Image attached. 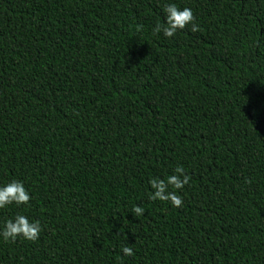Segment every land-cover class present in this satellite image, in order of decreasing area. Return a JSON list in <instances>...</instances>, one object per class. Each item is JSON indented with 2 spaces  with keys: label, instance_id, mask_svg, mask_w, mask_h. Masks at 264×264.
Instances as JSON below:
<instances>
[{
  "label": "trees",
  "instance_id": "1",
  "mask_svg": "<svg viewBox=\"0 0 264 264\" xmlns=\"http://www.w3.org/2000/svg\"><path fill=\"white\" fill-rule=\"evenodd\" d=\"M166 4L200 31L153 35ZM177 166L182 206L150 200ZM12 181L31 200L0 232L43 230L0 236V264H264V0H0Z\"/></svg>",
  "mask_w": 264,
  "mask_h": 264
},
{
  "label": "clouds",
  "instance_id": "2",
  "mask_svg": "<svg viewBox=\"0 0 264 264\" xmlns=\"http://www.w3.org/2000/svg\"><path fill=\"white\" fill-rule=\"evenodd\" d=\"M165 20L164 24H157L153 29V35L163 32L166 38L174 37L178 31L189 29L192 33L200 31L199 25L195 22V16L190 8L185 7L183 10L178 8L176 4H166L164 6ZM191 177L186 174L183 166H177L174 174L167 177L166 180L153 178L150 180V186L153 190L149 196L152 201H161L170 203L173 207L179 208L183 204L182 197L177 191L171 189L182 190L190 183ZM31 196L25 189L22 182L12 181L7 185L0 187V209H5L10 205H26L30 202ZM135 217L142 216L144 209L141 206H135L132 209ZM40 221H30L24 215L15 216L14 220H7L4 229L0 232L5 242L15 243L18 238L36 242L42 232ZM122 253L124 256L132 257L135 255L133 247L123 246Z\"/></svg>",
  "mask_w": 264,
  "mask_h": 264
}]
</instances>
